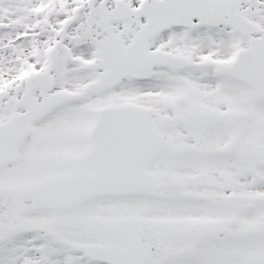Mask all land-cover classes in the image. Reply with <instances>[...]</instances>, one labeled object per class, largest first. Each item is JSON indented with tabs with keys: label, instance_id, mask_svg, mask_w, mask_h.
<instances>
[{
	"label": "snow or ice",
	"instance_id": "snow-or-ice-1",
	"mask_svg": "<svg viewBox=\"0 0 264 264\" xmlns=\"http://www.w3.org/2000/svg\"><path fill=\"white\" fill-rule=\"evenodd\" d=\"M0 264H264V0H0Z\"/></svg>",
	"mask_w": 264,
	"mask_h": 264
}]
</instances>
